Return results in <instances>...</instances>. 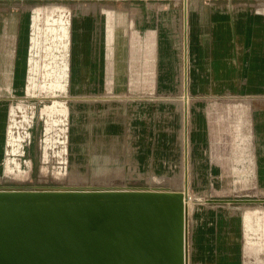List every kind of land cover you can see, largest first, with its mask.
<instances>
[{"label": "rangeland", "instance_id": "1", "mask_svg": "<svg viewBox=\"0 0 264 264\" xmlns=\"http://www.w3.org/2000/svg\"><path fill=\"white\" fill-rule=\"evenodd\" d=\"M163 1L0 0V189H187L188 264H264V203L235 201L264 196L256 188L236 190L233 164L226 153L227 180L193 178L202 176V169L191 156L190 110L194 102L190 100L185 111L183 97L185 18L182 12L177 31L171 29L169 16H150L147 22L150 3ZM172 1L180 2L183 8L184 0ZM232 1L249 2L264 11V0ZM10 14L17 16V25L12 27L13 36L6 30V42L4 16ZM153 37L155 54L144 51ZM84 40L93 50L92 62L89 64L88 54V63L82 66L80 44ZM137 59L145 64L142 81L132 84L130 77L140 74L133 66ZM160 102L179 104L180 170L168 148L166 153L163 149L156 152L153 173L149 164H139L134 149H129L126 157L121 156L123 149L114 148L112 160L110 156L101 159L92 155L91 163L75 162L71 135L74 109H93L95 123L83 131L95 135L90 143L101 145L95 150L104 153L109 150L105 145L112 134L114 142L121 143L116 137L121 128L97 123L101 120L97 109L108 115L112 109L117 119L122 109L131 105L145 108L143 114L149 119ZM169 103L163 104L156 135L162 147H168L178 116ZM133 131L129 132L131 146ZM214 150L210 149V165L216 167ZM218 150L231 152L232 147ZM79 159L86 160L87 156ZM164 169L172 173L162 174ZM213 199L225 201H208ZM203 219L218 223L215 221L213 229H205L204 234L212 230L211 241L198 243Z\"/></svg>", "mask_w": 264, "mask_h": 264}, {"label": "crops", "instance_id": "2", "mask_svg": "<svg viewBox=\"0 0 264 264\" xmlns=\"http://www.w3.org/2000/svg\"><path fill=\"white\" fill-rule=\"evenodd\" d=\"M232 2V0H184L183 8L180 2L172 0L168 4L167 0L152 2L147 12V22L150 16L161 19L169 16L173 20V25L170 20L171 29L177 31L182 12L185 18L187 58L183 97L185 111L190 100L194 102L190 110L191 156L197 168L202 169V176L193 178L227 180L229 178L225 168L227 160L224 159L226 153L231 157L230 162L233 164L231 173L232 179L237 181L234 184L236 190L247 191L256 188L258 194L264 196V11L253 8V4L249 2L241 1L238 4ZM4 18L6 26L3 36L8 42L9 36L7 37L6 30L9 31L10 36H13L12 27L17 25V16L10 14ZM149 29V32H154ZM151 39L144 51H153L155 54L156 42L154 37L153 41ZM92 50V44L88 46L87 41H82L80 44L82 66L88 63V54L89 64L90 61L92 62ZM136 61L133 62V66L140 69V74L130 77L132 84L142 81L141 68L145 65L144 60ZM90 78L92 82L94 76ZM2 86L0 91L3 90ZM168 103L160 102L157 110H152L149 119L143 114L145 108L137 109L131 105H128L127 110L122 109L117 119L112 109H109L111 110L109 115L106 112L101 114L99 112L102 109H97V116H101V120L97 123L118 124L121 128V132L116 135L121 143H115V136L112 134L109 144L105 145L109 150L104 153L95 150L101 145L95 146L90 143V140L95 139V135L90 134V131H83L85 126L95 123L92 120L95 117L93 109L83 107L74 109L71 116V135L73 136L72 155L76 158L75 162L91 163L92 155H99L101 159L110 156L112 160L116 155L114 148L123 149L121 156L126 157L129 155V149H134L133 153L137 154L139 164H149L153 173L157 159L156 152L163 149L166 153L168 148L170 153H173L172 158L179 165L180 170L179 104L169 103L174 110L176 109L178 116L174 127L172 126L168 147L165 145L162 147L163 144L160 145L156 139L161 109ZM102 116L106 118L103 119ZM132 128L135 135L131 146L129 132ZM84 141H87V144H83ZM224 147H232V151L218 150ZM210 149H216L212 154L218 157L219 166L210 165ZM83 155L87 156L86 160L79 159ZM163 172L168 175L172 173L171 169L161 170L162 174ZM213 201L220 200L213 199ZM213 212L216 211L213 209ZM215 221V219L202 220L200 227L202 234L198 243L211 241L212 230L204 233L206 227L213 229ZM216 222L218 223V220Z\"/></svg>", "mask_w": 264, "mask_h": 264}, {"label": "water", "instance_id": "3", "mask_svg": "<svg viewBox=\"0 0 264 264\" xmlns=\"http://www.w3.org/2000/svg\"><path fill=\"white\" fill-rule=\"evenodd\" d=\"M187 198V189H0V264H188Z\"/></svg>", "mask_w": 264, "mask_h": 264}, {"label": "bare ground", "instance_id": "4", "mask_svg": "<svg viewBox=\"0 0 264 264\" xmlns=\"http://www.w3.org/2000/svg\"><path fill=\"white\" fill-rule=\"evenodd\" d=\"M62 162V161H61ZM8 163H9V166H10V168H11V165H10V163H11V160L10 159H8ZM191 198V197H190ZM189 199H187V201H188ZM187 203V202H186ZM245 212V211H244ZM243 212V213H244ZM261 231H262V229H261Z\"/></svg>", "mask_w": 264, "mask_h": 264}]
</instances>
